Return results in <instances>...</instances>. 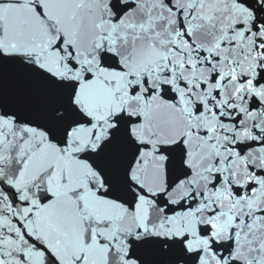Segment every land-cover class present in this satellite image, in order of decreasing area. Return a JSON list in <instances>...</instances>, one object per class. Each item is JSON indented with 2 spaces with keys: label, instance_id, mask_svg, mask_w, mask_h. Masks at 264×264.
I'll use <instances>...</instances> for the list:
<instances>
[{
  "label": "snow or ice",
  "instance_id": "6c2138e0",
  "mask_svg": "<svg viewBox=\"0 0 264 264\" xmlns=\"http://www.w3.org/2000/svg\"><path fill=\"white\" fill-rule=\"evenodd\" d=\"M0 264H264V0H0Z\"/></svg>",
  "mask_w": 264,
  "mask_h": 264
}]
</instances>
